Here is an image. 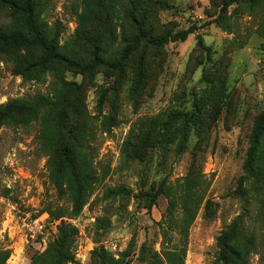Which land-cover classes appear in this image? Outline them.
Here are the masks:
<instances>
[{"label":"rangeland","instance_id":"374dc122","mask_svg":"<svg viewBox=\"0 0 264 264\" xmlns=\"http://www.w3.org/2000/svg\"><path fill=\"white\" fill-rule=\"evenodd\" d=\"M41 1L42 20L58 23L60 45L69 47L82 0ZM220 1L118 0L115 53L139 28L160 37L194 24L196 33L159 49L140 44L118 72L100 67L86 75L63 73L65 82L81 89L89 116L87 147L98 178L78 216H69L67 194L60 198L51 183L38 141L40 123L0 129L5 264H32L54 240L60 221L51 214L59 212L78 231L73 264H103L99 256L121 254L129 264H157L154 253L166 264L164 254L173 250L184 252L183 264L214 263L217 236L241 213L238 182L264 113V40L256 34L263 8L230 7L224 31L214 22ZM6 23L0 12V26ZM139 67L143 77L137 80ZM11 68L0 56V105L50 95L52 73L25 80ZM189 114L195 122L178 154L177 135ZM254 176L243 186L250 215L246 228L258 249L248 264H264V137ZM119 187L124 194L105 197ZM35 218L47 225L30 240L24 225Z\"/></svg>","mask_w":264,"mask_h":264},{"label":"trees","instance_id":"16d2710c","mask_svg":"<svg viewBox=\"0 0 264 264\" xmlns=\"http://www.w3.org/2000/svg\"><path fill=\"white\" fill-rule=\"evenodd\" d=\"M118 4V0H82L83 9L78 14L77 27L71 37L70 46L67 47V44L60 45L61 26L58 23L48 26L42 20L45 4L41 0H0V12L7 18V23L0 26V56L12 65V75L25 80L39 79L48 73L54 76L50 95H36L1 104L0 129L3 126L20 127L40 123L38 141L41 151L47 157L51 183L60 198L67 194L70 217L81 213L98 178L92 169L93 157L87 147L89 116L83 108L81 89L76 84L65 82L63 73L86 75L100 67L112 73L118 72L140 44L159 49L168 43L184 42L197 29L193 24L183 32L155 37L139 28L130 44L115 53ZM232 6L236 10L246 9L250 12L263 8L262 20L256 34L264 40V0H221L214 22L224 31H229L226 27L230 16L227 15ZM201 43L199 39L198 45ZM142 77V68L139 67L136 79ZM194 122L193 114L184 116L177 135L178 154L186 148L190 127ZM263 137L264 113L259 117L253 132L243 166L245 175L238 182L237 191L243 205L241 213L217 236V255L213 264H248L249 257L257 254L255 237L246 228L250 215L243 186L255 178ZM124 193V188L119 187L107 190L105 197H118ZM159 193L156 195L163 194ZM64 215L61 212L51 214L54 221H60L56 227V236L32 264L75 262L73 245L78 231L62 220ZM164 255L166 264L184 262V252L179 254L173 250ZM153 256L155 263H163L156 253ZM8 258L9 252L0 250V264H5ZM99 258L103 264H129L124 254L118 259L105 255Z\"/></svg>","mask_w":264,"mask_h":264},{"label":"built area","instance_id":"2783aa9c","mask_svg":"<svg viewBox=\"0 0 264 264\" xmlns=\"http://www.w3.org/2000/svg\"><path fill=\"white\" fill-rule=\"evenodd\" d=\"M46 225L47 223L45 222V220H41L40 218L27 220L24 225L27 237H29L30 240L36 239L45 231Z\"/></svg>","mask_w":264,"mask_h":264}]
</instances>
